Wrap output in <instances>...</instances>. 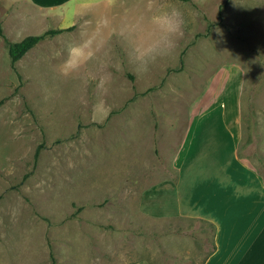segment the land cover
Segmentation results:
<instances>
[{
	"label": "rangeland",
	"instance_id": "1",
	"mask_svg": "<svg viewBox=\"0 0 264 264\" xmlns=\"http://www.w3.org/2000/svg\"><path fill=\"white\" fill-rule=\"evenodd\" d=\"M164 6L182 35L140 72ZM0 26V264H196L214 226L147 217L138 200L235 162L234 102L238 155L264 183V0H0ZM69 28L11 65L5 39Z\"/></svg>",
	"mask_w": 264,
	"mask_h": 264
},
{
	"label": "crops",
	"instance_id": "2",
	"mask_svg": "<svg viewBox=\"0 0 264 264\" xmlns=\"http://www.w3.org/2000/svg\"><path fill=\"white\" fill-rule=\"evenodd\" d=\"M238 103H232V116L224 117L225 122L234 125L235 135L237 130L236 146L232 147L235 162L207 166L210 174L193 177L183 194L178 182L162 180L145 188L138 200V210L147 217L198 219L214 226L212 248L206 246L205 237L201 251L191 256L196 264H264V183L255 166L238 155ZM201 119L194 122L199 125ZM176 165L173 168L178 170ZM204 167L198 169L205 170ZM164 244L168 250L174 248L170 240ZM177 250L187 251L186 246L180 249L179 244ZM133 264L150 263L145 260Z\"/></svg>",
	"mask_w": 264,
	"mask_h": 264
},
{
	"label": "clouds",
	"instance_id": "3",
	"mask_svg": "<svg viewBox=\"0 0 264 264\" xmlns=\"http://www.w3.org/2000/svg\"><path fill=\"white\" fill-rule=\"evenodd\" d=\"M109 4L114 0H108ZM159 36L139 55L136 56L137 68L140 72H147L150 63L157 58L168 55L175 47L176 40L182 35L184 20L181 11L175 7L164 6L151 17ZM219 31V30H218ZM82 50L79 46L68 49V58L64 61L63 74L75 72L79 69V57Z\"/></svg>",
	"mask_w": 264,
	"mask_h": 264
},
{
	"label": "trees",
	"instance_id": "4",
	"mask_svg": "<svg viewBox=\"0 0 264 264\" xmlns=\"http://www.w3.org/2000/svg\"><path fill=\"white\" fill-rule=\"evenodd\" d=\"M184 2L189 0H182ZM69 29H55L48 30L39 35L28 36L19 42H9L5 39V43L7 45V52L11 60V65L13 66L15 62H17L21 57H23L31 48H33L36 44H38L41 40L45 39L47 36H54L60 33L69 31ZM0 35L2 34V28L0 26ZM4 37V36H3ZM3 100H0V105ZM38 152H35L34 157L37 158ZM54 262V260H53Z\"/></svg>",
	"mask_w": 264,
	"mask_h": 264
}]
</instances>
